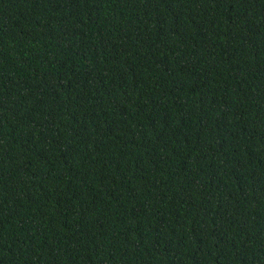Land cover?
Returning <instances> with one entry per match:
<instances>
[{"label": "trees", "instance_id": "trees-1", "mask_svg": "<svg viewBox=\"0 0 264 264\" xmlns=\"http://www.w3.org/2000/svg\"><path fill=\"white\" fill-rule=\"evenodd\" d=\"M0 264H264V0H0Z\"/></svg>", "mask_w": 264, "mask_h": 264}]
</instances>
